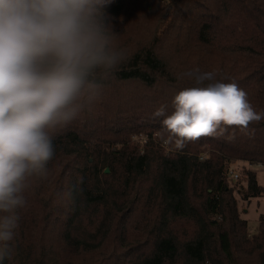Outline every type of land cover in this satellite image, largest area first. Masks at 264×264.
I'll return each mask as SVG.
<instances>
[{"label": "trees", "instance_id": "16d2710c", "mask_svg": "<svg viewBox=\"0 0 264 264\" xmlns=\"http://www.w3.org/2000/svg\"><path fill=\"white\" fill-rule=\"evenodd\" d=\"M106 11L145 24L151 37L125 51L98 100L56 133L50 182L26 193L4 264H109L118 245L115 264H264V214L249 234L227 180L235 161L264 165V120L251 135L201 137L178 152L158 139L163 117L152 115L162 105L170 114L174 95L197 86L181 75L194 68L236 82L264 110V0H112ZM106 116L114 121L100 124ZM244 173L245 197L263 194ZM77 178L81 191L65 208L56 193ZM180 222L194 234L176 235ZM135 223L141 234L131 233Z\"/></svg>", "mask_w": 264, "mask_h": 264}, {"label": "clouds", "instance_id": "9594fccd", "mask_svg": "<svg viewBox=\"0 0 264 264\" xmlns=\"http://www.w3.org/2000/svg\"><path fill=\"white\" fill-rule=\"evenodd\" d=\"M112 0H0V264L11 259L26 193L50 182L56 133L98 100L126 60L107 7ZM174 95L158 139L183 151L201 137L233 141L264 120L236 82L198 68ZM82 178L56 193L68 208Z\"/></svg>", "mask_w": 264, "mask_h": 264}, {"label": "rangeland", "instance_id": "374dc122", "mask_svg": "<svg viewBox=\"0 0 264 264\" xmlns=\"http://www.w3.org/2000/svg\"><path fill=\"white\" fill-rule=\"evenodd\" d=\"M152 20L159 25V18L163 16V19H168L166 14L161 13L160 17L156 14H151ZM114 30L117 34V43L119 47L125 51L132 50L138 43L146 42L150 39V30L145 24L136 21L133 18H115L112 19ZM114 121L112 116H106L103 122H99L102 125H110ZM97 124V122H95ZM133 140L136 141L140 146L145 141V136L135 135ZM250 170L256 174V179L259 185L264 187V165L251 164L246 161L238 160L230 165L228 170L227 180L228 183L235 187L233 195L237 204L239 216L246 219L248 223V233H255L258 229L259 216L264 214V193L260 196H247L245 197L246 189V176L245 171ZM244 193V194H243ZM138 219V217H137ZM141 234V231L137 229V223L131 225V233ZM174 232L180 237L184 233L193 235L195 228L188 222H180L174 226ZM124 246L118 245L116 251L113 252V258H110L107 262L109 264H115L120 258Z\"/></svg>", "mask_w": 264, "mask_h": 264}, {"label": "water", "instance_id": "95a60500", "mask_svg": "<svg viewBox=\"0 0 264 264\" xmlns=\"http://www.w3.org/2000/svg\"><path fill=\"white\" fill-rule=\"evenodd\" d=\"M106 171H108V169H106Z\"/></svg>", "mask_w": 264, "mask_h": 264}]
</instances>
